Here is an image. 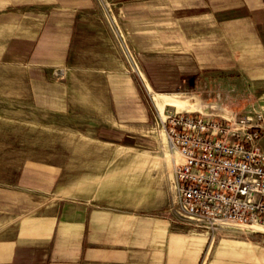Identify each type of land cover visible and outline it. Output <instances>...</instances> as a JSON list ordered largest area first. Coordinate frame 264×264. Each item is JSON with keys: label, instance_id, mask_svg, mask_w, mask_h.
<instances>
[{"label": "crops", "instance_id": "0c3cea01", "mask_svg": "<svg viewBox=\"0 0 264 264\" xmlns=\"http://www.w3.org/2000/svg\"><path fill=\"white\" fill-rule=\"evenodd\" d=\"M107 1L143 87L118 55L97 0H0L4 124L29 107L59 116L89 102L101 124L145 125L155 87L236 93L237 80L264 84V0ZM60 170L26 162L0 187V264H264L263 253L239 248L218 253L241 259L213 261L204 239L174 233L168 222L77 201L61 192Z\"/></svg>", "mask_w": 264, "mask_h": 264}, {"label": "rangeland", "instance_id": "374dc122", "mask_svg": "<svg viewBox=\"0 0 264 264\" xmlns=\"http://www.w3.org/2000/svg\"><path fill=\"white\" fill-rule=\"evenodd\" d=\"M97 4L118 55L143 87L139 60L134 57L136 67L128 61L106 18L110 3L97 0ZM237 85L236 93L205 89L199 94L167 93L166 88L155 87L158 95L167 96V99L162 97V103L176 106L167 104L162 110L149 100L151 119L145 125L101 124L99 116L92 115L89 102L86 107L76 103L69 115L47 116L29 107L26 115L13 119L12 124H4L0 118V187L13 184L26 162L54 163L61 168L59 187L64 194L95 207H119L143 218L168 222L174 233L204 239L213 261L222 257L241 259L243 255L218 253L234 248L242 252L249 249L251 257L264 254V231L259 230L264 227H257V231L211 232L202 222L180 211L176 180L178 155L171 148L161 122L169 111H197L217 118H255L257 113L264 117V84L246 87L237 80ZM155 95L152 93L151 97ZM167 155H173V163L166 160Z\"/></svg>", "mask_w": 264, "mask_h": 264}, {"label": "built area", "instance_id": "2783aa9c", "mask_svg": "<svg viewBox=\"0 0 264 264\" xmlns=\"http://www.w3.org/2000/svg\"><path fill=\"white\" fill-rule=\"evenodd\" d=\"M108 6L110 27L123 54L136 67V55L113 16L112 5ZM161 122L179 158L180 211L211 232L264 227L262 113L255 118H217L197 111H169Z\"/></svg>", "mask_w": 264, "mask_h": 264}, {"label": "bare ground", "instance_id": "6f19581e", "mask_svg": "<svg viewBox=\"0 0 264 264\" xmlns=\"http://www.w3.org/2000/svg\"><path fill=\"white\" fill-rule=\"evenodd\" d=\"M103 3V2H102ZM107 3V2H106ZM106 6V5H105ZM162 97H165L166 99H167V96H163V95H158V94H156L155 95V97H154V100H155V102L157 103V105L160 107V108H162V110L164 109V107H165V105H167V104H169V103H162V101H163V99H162ZM164 98V99H165ZM169 99V98H168ZM164 102H166V100L164 101ZM179 104L180 105H183L184 107H189L187 104H185L184 102H179ZM169 105H174V104H169ZM174 106H176V104L174 105ZM172 148V147H171ZM167 158H166V160L168 161V162H171V163H173L174 162V158H173V155H167L166 156ZM178 160H179V158H178ZM176 162H177V159H176ZM173 166V165H172ZM259 230L260 231H264V229L263 228H259Z\"/></svg>", "mask_w": 264, "mask_h": 264}]
</instances>
